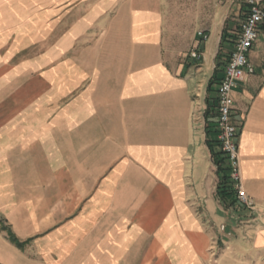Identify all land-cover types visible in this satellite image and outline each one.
<instances>
[{"label": "crops", "instance_id": "crops-1", "mask_svg": "<svg viewBox=\"0 0 264 264\" xmlns=\"http://www.w3.org/2000/svg\"><path fill=\"white\" fill-rule=\"evenodd\" d=\"M242 22L241 0H0V264H264V24L232 94L256 211L212 156Z\"/></svg>", "mask_w": 264, "mask_h": 264}, {"label": "built area", "instance_id": "built-area-1", "mask_svg": "<svg viewBox=\"0 0 264 264\" xmlns=\"http://www.w3.org/2000/svg\"><path fill=\"white\" fill-rule=\"evenodd\" d=\"M241 5L243 7L241 30L235 41L234 49L227 57L224 76L216 89V143L220 152L221 164L227 169L237 202L250 211H256V204L244 189L241 179L238 142L240 126L233 117L234 99L232 94L240 82L255 73L256 69L249 54L258 39L260 28L264 24V0H241ZM198 36L200 39L207 38L203 31L198 32ZM190 56L198 60L201 58V53L198 49H193ZM225 228V225L221 226V230L224 231Z\"/></svg>", "mask_w": 264, "mask_h": 264}, {"label": "trees", "instance_id": "trees-1", "mask_svg": "<svg viewBox=\"0 0 264 264\" xmlns=\"http://www.w3.org/2000/svg\"><path fill=\"white\" fill-rule=\"evenodd\" d=\"M210 142H213L211 143L213 146L215 141L210 140ZM212 152L215 162L218 165L217 169L220 177V181L218 185V194L221 200H223L228 206H231L237 202L236 198H232V199L229 198L232 195L235 196V190L229 181L227 169L221 164L222 161L219 158L220 152L218 151V149H214V148L212 149Z\"/></svg>", "mask_w": 264, "mask_h": 264}, {"label": "rangeland", "instance_id": "rangeland-1", "mask_svg": "<svg viewBox=\"0 0 264 264\" xmlns=\"http://www.w3.org/2000/svg\"><path fill=\"white\" fill-rule=\"evenodd\" d=\"M37 51H35L36 53ZM40 55L41 57H48V50L47 49H41L40 50ZM49 70V66L48 65H41V73H47ZM48 98L44 97V95L40 98V102L36 103L35 106H33V104H29L27 107L28 112L30 113V115H32L34 112H37L38 110H40V114L42 117H46L47 113H46V106L48 105Z\"/></svg>", "mask_w": 264, "mask_h": 264}]
</instances>
